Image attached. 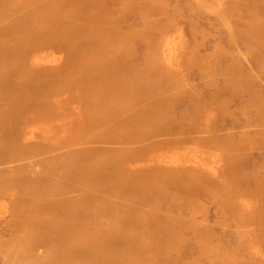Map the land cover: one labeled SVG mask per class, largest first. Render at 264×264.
I'll return each mask as SVG.
<instances>
[{"label": "rangeland", "instance_id": "374dc122", "mask_svg": "<svg viewBox=\"0 0 264 264\" xmlns=\"http://www.w3.org/2000/svg\"><path fill=\"white\" fill-rule=\"evenodd\" d=\"M21 1L22 8L48 10V43L29 49L25 61L53 72L48 108L20 117L23 136L39 148L52 154L99 135L89 124L97 115L81 100L96 65L111 71L114 57H125L127 66L116 63L120 73L107 83L134 91L139 84L165 99L120 131L146 149L112 161L115 169L124 164L120 176L131 188L119 193L123 199L70 205L87 217L78 226L67 223L96 252L83 263L264 264V0ZM129 94L125 101L134 103ZM46 160L0 159V264H24L18 258L31 246L48 264V241H39L48 237L50 221L64 222V213L40 206L72 196L65 193L80 183L53 186L60 173ZM5 167L11 170L2 175ZM32 176L34 184H17Z\"/></svg>", "mask_w": 264, "mask_h": 264}, {"label": "bare ground", "instance_id": "6f19581e", "mask_svg": "<svg viewBox=\"0 0 264 264\" xmlns=\"http://www.w3.org/2000/svg\"><path fill=\"white\" fill-rule=\"evenodd\" d=\"M20 2L22 1L0 0V159H44L47 162L48 160L46 159H53L54 166L60 173L59 179L53 183V186L56 187L64 180L68 182V185H72L76 181L80 183V187L65 193V195L74 193L72 196L63 197L58 201H53L54 203L44 204L43 202V205L40 206L42 210H48V213L56 211L64 213L59 219H64L62 221L65 223L61 222L62 224L58 225L56 224L58 222L50 221L51 223H48V237L39 242L45 243L48 241V251L51 254L48 257V264H84V259H93L96 252L84 246L81 236L82 231L76 227L81 224L80 218L86 222L84 218L87 215H80L83 209L78 212L70 211V205L82 204L85 208L86 206L100 203L102 206H108L117 204L118 199H123L120 195L126 193L131 188L127 183L125 184V179H121L120 176L125 171L121 166L124 164L119 163V168L115 169L112 161L115 158H130L132 155L141 154L146 149H144L145 145L142 143L143 141L135 142L133 139L130 140L128 136L121 135L120 131L128 128L131 122L137 121V118L144 119L151 112L153 105L162 103L165 99L157 98L162 95L161 92L151 94L145 87L139 84L136 86L137 90L134 91L132 87L128 88L126 84H122L123 86L119 88L116 83H107L105 78H113L118 72L120 73L118 66H115L116 63L121 61L120 64L122 65L120 67L124 68L127 64L125 57L124 59L121 57V60L114 57V65H112L111 71L102 64L96 65V75L94 74L95 76L89 77L87 81V95L82 97L81 100L84 108L89 113L97 115L96 117L98 118L90 119L89 124L92 127L100 129L99 135L91 142H88L86 146L69 145L67 148L52 154L48 153V150L39 148L38 143L33 141L31 136H23L20 129L23 128L24 125L22 124L25 122V119H20V117L34 112L42 115L45 109L48 108V99L46 97L48 89L54 83V75H50L53 72L48 73V66L39 64L36 61L32 62V65L30 64L29 66L25 64L30 52L29 49L48 43V10L22 8L24 6ZM41 21L44 22L43 26L37 27L36 24ZM60 29L61 27L56 29L57 33ZM112 33L116 36L118 30L115 29ZM117 37V42H121L122 37ZM22 38L25 41H22ZM8 42H11L9 46ZM165 48L169 53L170 48H167V46ZM44 53L46 56V52ZM164 55L166 54L163 49V57ZM99 69L102 72V76L97 78V70ZM128 94H132L134 103L128 104L125 101ZM112 98L117 102L108 103L107 100ZM54 103L58 106V103ZM46 129L48 130L49 128ZM53 132L50 134L54 135ZM191 132L188 131V133ZM159 142L162 143L163 141ZM117 144H119L118 148L115 147ZM161 157L163 158L162 160L166 158L163 155ZM126 160H128L127 163L131 162L130 159ZM137 162L139 164L144 163L145 165V160ZM197 163L195 166L198 165ZM113 168L116 175L111 176L109 173ZM10 170L11 168L5 167L2 170V175L9 173ZM163 170L171 172V169L168 170V168H164ZM35 181L37 180L32 176L26 179H19L17 184H22L23 182L34 184ZM38 182L41 185L46 184L47 181L40 180ZM102 184L105 185L104 188L101 187ZM125 188L128 189L124 191ZM161 218V220L166 222H177L172 217L162 216ZM71 220H73L76 226L67 223ZM43 226L45 224L42 222L40 227ZM42 254L41 248L31 246L29 254L26 253L24 257H19L18 262H24V264H42L40 262ZM92 264H95V262Z\"/></svg>", "mask_w": 264, "mask_h": 264}]
</instances>
